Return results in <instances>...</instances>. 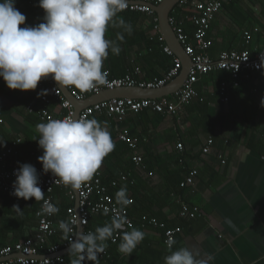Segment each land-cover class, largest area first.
<instances>
[{"label":"crops","instance_id":"0c3cea01","mask_svg":"<svg viewBox=\"0 0 264 264\" xmlns=\"http://www.w3.org/2000/svg\"><path fill=\"white\" fill-rule=\"evenodd\" d=\"M187 12L186 9L184 13ZM118 15L132 25V34L142 36L152 28L149 16L143 15V22L136 24L137 14ZM182 26L193 45L192 24L184 22ZM117 31L120 29L109 26L106 38L114 40ZM245 33L250 36L245 37ZM124 36L125 41L119 43L120 54L109 51L103 70L112 78H122L135 69L140 71L139 81L164 77L172 66L171 58L145 47L130 49L127 41L131 35L124 33ZM207 39L210 42L207 54L212 59L221 52L246 50L254 55L264 50V0L225 2L210 25ZM48 80L59 88L51 77ZM223 84L227 103L221 102ZM195 88L199 97L177 117L129 113L117 122L106 114L93 116L108 129L115 143V149L97 173L104 184L121 175L139 178L150 189L140 199L149 197L155 201L162 207L161 216L170 221L178 220L182 206L199 209L201 217L182 224L173 251L188 245L190 251H199L201 256L211 253L214 259L210 264H264V107L260 106L264 98V73L243 72L234 86L229 74L215 72L201 77ZM60 91L76 111L86 106L76 103L66 89ZM43 93L40 86L29 91L10 90L0 78V154L21 139L17 154L9 156L6 164L42 166L37 158L43 155V150L38 147L39 133L35 127L41 122L28 116L26 107L41 109ZM125 97L141 98L131 94ZM49 102L50 112L62 114L57 102L52 99ZM121 132L137 140L134 149L118 140ZM209 139L213 141L210 152L203 154ZM178 144L183 147L181 151ZM134 155L143 159L146 174L136 170ZM218 155L225 160L224 165ZM192 170L197 171L194 186L181 188ZM52 201L59 208L53 221L52 239L58 241L54 244H62L59 222L67 221L66 211L70 206L75 208L76 198L70 200L65 189L55 188ZM40 203L34 197L24 200L0 193V250L34 239ZM14 205L21 211L17 212ZM158 207L153 211H158ZM144 233V240L130 256L118 252L116 259L122 264H164V257L170 254L165 238L156 231ZM62 255L67 253L63 251ZM112 261L108 259V263Z\"/></svg>","mask_w":264,"mask_h":264},{"label":"clouds","instance_id":"9594fccd","mask_svg":"<svg viewBox=\"0 0 264 264\" xmlns=\"http://www.w3.org/2000/svg\"><path fill=\"white\" fill-rule=\"evenodd\" d=\"M38 6L45 13L43 22L20 27L26 16L16 9L15 0H0V78L6 86L10 90H35L42 79L51 77L59 89L75 88L86 93L106 84L108 73L103 65L109 51L118 56V42L124 41V33L133 32L132 25L118 15L128 7V0H39ZM109 26L120 29L115 40L106 38ZM260 59L264 65V54H260ZM260 106L264 107V98ZM35 127L38 147L43 150L37 158L43 172H51L57 177L55 183L72 191L90 182L115 149L111 133L95 118L49 119ZM14 175L12 195L43 200L37 215L59 212L58 207L45 200L32 164H20ZM115 203L118 207L110 222L94 231H78V219L59 222L64 240L69 241L70 264H98L99 254L118 231L122 232L118 245L121 254L130 256L144 240L145 233L131 227L124 214L132 203L126 186L115 193ZM13 208L21 211L18 205ZM174 244L172 238L166 241L170 254L164 257V264H210L214 259L211 253L201 256L199 251H190L188 245L173 251Z\"/></svg>","mask_w":264,"mask_h":264},{"label":"built area","instance_id":"2783aa9c","mask_svg":"<svg viewBox=\"0 0 264 264\" xmlns=\"http://www.w3.org/2000/svg\"><path fill=\"white\" fill-rule=\"evenodd\" d=\"M163 1L164 0H128V7L123 13H140L149 17L154 16L155 29H158L156 15L149 5L158 6ZM228 1L230 0H211L203 3L198 0H179L171 11L169 23L173 27L178 42L192 61V67L186 80L181 88L172 95L151 100L134 98L105 100L84 107L79 110L77 114L73 104L63 97L60 89L53 85L48 79H42L38 85L41 86L44 91L40 98L43 107L36 112L38 119L41 122L46 123L49 119L73 117L74 119H91L96 114H106L117 122H121L129 113L137 115L142 112H152L154 114L177 117L183 112L185 107L199 97L195 85L201 77L215 72H225L229 74L233 81V85L237 86V80L243 72L264 73V65H262L260 59V54H264V50L256 52L254 55H250L247 51H229L219 53L215 59L208 56L207 50L210 42L207 39V34L210 30V25L220 13L223 4ZM18 5L19 0H15L16 9H18ZM186 9L188 12L184 13ZM184 22L191 23L193 26V45L189 44L188 36L183 29L182 23ZM255 32H257V30H255ZM244 36L249 37L250 35L249 33H245ZM160 40H162V38H160ZM163 52L172 57V66L162 78H155L150 81H139L137 77L140 76V71L135 69L122 78H112L108 73L106 84L98 85L86 93H81L75 88H69L66 90L76 101L81 102L104 91H114L125 88L144 90H157L163 88L179 76L182 68L181 61L172 54L166 45L163 48ZM225 91L226 87L223 84L220 89L222 103L228 102V99L225 96ZM50 99L57 102L62 114L56 115L50 112L48 108L50 105ZM26 111L30 114H35L32 106L26 107ZM1 123L2 121L0 120V124ZM118 140L128 146L129 149H134L137 145V140L130 138L126 132H121L118 135ZM20 143L21 139H17L12 146L0 154V193L11 198H17L12 195V192L14 191L13 182L16 179L14 172L19 167L17 165H8L5 162L9 156L17 154V147ZM212 143V139L207 141L206 146L202 149L203 154H208L210 152V146ZM182 148L181 144L177 145L179 151H181ZM217 157L220 159V163L224 165L225 160L222 159V156L218 155ZM132 161L138 172L146 174V168L141 156L134 155ZM33 166L37 169L39 175L38 186L44 192L45 200H48L54 205L52 201V193L55 188L65 189L70 200H74V198L77 199V207H69L66 214L67 221L72 219L80 220L81 225L77 229L80 232H89L86 230V227L91 216L103 214L111 219L114 210L118 207L109 195L107 186L102 183L99 173H96L90 182L74 193L71 189L55 183L57 177H54L51 172L44 173L42 166ZM196 175V170L190 171L185 181L181 184V187L194 186ZM117 181L130 184L133 183L129 175H121ZM117 181H111L109 183L110 186L115 187ZM43 203L44 201L42 200L36 211L37 227L34 239L1 249L0 264H68L62 253L64 251L68 255L69 241L64 240L62 244H54L51 242V238H53L54 235L53 221L55 214L37 215ZM124 214L127 216L126 210L124 211ZM179 216L188 220H195L201 217V212L197 207L189 208L188 206H182ZM127 219L132 227V221L128 216ZM149 224L153 227L164 229L163 224L154 220H151ZM131 227L126 225L127 229H131ZM179 233V228L165 231V242L169 238L175 239V236ZM108 259L109 256L107 253L103 252L99 254L98 264H108ZM85 264H97V262L86 261Z\"/></svg>","mask_w":264,"mask_h":264},{"label":"trees","instance_id":"16d2710c","mask_svg":"<svg viewBox=\"0 0 264 264\" xmlns=\"http://www.w3.org/2000/svg\"><path fill=\"white\" fill-rule=\"evenodd\" d=\"M38 4H39V0H19V5L17 6L18 7L17 10H19L22 14H24L26 16L25 24L20 25V27L36 26L39 23L43 22V17L45 15V13H44V10L38 6ZM127 14H129L131 16H133L134 14H137V16L135 17V19L137 21V22H135L136 24L143 22L142 16L144 14H140V13H127ZM144 16H147V15H144ZM150 18L152 20V23H151L152 28L147 29L146 33H144L142 36H140L138 34H131V36H129V38H128L127 46H128V48L130 47V49L145 47V48H148L150 50H157L161 54L168 56L167 54H165L163 52V48L165 47V44L162 40H160L161 36L159 35L158 29H155L154 16L150 17ZM27 20H29L30 23L27 24ZM115 39H116V36H115L114 40ZM124 41H125V39H124ZM118 43H120V42H118ZM244 51H246V50H244ZM248 53L250 55H253L252 52H248ZM169 57L172 59L171 56H169ZM1 79H3V78H1ZM33 110H34L35 114H30L27 111H26V114L28 116H33L34 119L41 122L36 115V112L38 110H35V109H33ZM157 115H159V114H157ZM143 163H144V161H143ZM145 168H146V165H145ZM146 171H147V168H146ZM131 179L133 182L132 184L118 182L117 181L118 179H117L116 180L117 185L115 187H111L109 183H107V184H104L103 182L102 183L107 186L108 193L112 197L114 202H115V193L122 186L127 187L128 196L132 200V204L129 205L125 210L127 211V216L132 221V227L140 229L143 232L144 231H156V232H159L163 237H164L165 231H167V230L179 228L181 231L182 224H185L189 220L186 218H180L179 217L177 221L176 220L170 221V220L164 218V216H161L160 210L162 209V207L161 206L158 207L155 204V201H153L152 199H149V197L145 198L144 200L140 199V195H142V193H146V192L148 193L150 189L147 188L146 185L144 184V182H142L139 178L134 179V176H133ZM70 207H73V206H70ZM154 207H156V208L158 207V211H153ZM110 220L111 219L109 217L104 216L103 214L93 215L88 220L86 230L94 231L96 227L104 226L106 223L110 222ZM151 220H154L160 224H163L164 229H159L157 227H153L151 224H149V222ZM126 230L130 231L131 229L126 228ZM121 236H122V232L118 231V232L114 233L113 238L107 242L108 247L105 249L104 252H106L107 255L109 256V260H110V258L113 260L112 263L109 262L108 264H122L121 261L120 260L118 261V259H116V257H115L116 255H118V252H119L118 251V245L120 243ZM54 239L51 238V242L58 243V241H56ZM112 240H114L115 242H112ZM64 258L67 261V263L70 264V260L72 258L69 257L68 255H66Z\"/></svg>","mask_w":264,"mask_h":264},{"label":"water","instance_id":"95a60500","mask_svg":"<svg viewBox=\"0 0 264 264\" xmlns=\"http://www.w3.org/2000/svg\"><path fill=\"white\" fill-rule=\"evenodd\" d=\"M179 0H164L160 5H149V7L154 11L160 36L164 44L170 49L172 54L181 61L182 68L179 73V76L175 78L172 82L167 84L165 87L157 89V90H144V89H118L114 91H104L100 94L89 97L84 101H76L69 92L68 95L76 102L82 103L81 105L91 106L97 102L118 99V98H126L127 95H139L140 99H160L164 97H168L172 95L174 92L179 90L186 80L188 73L192 67V61L185 53L183 47L178 42L175 33L173 31V27L169 23V16L171 11L176 6ZM99 100V101H97ZM97 101V102H94ZM84 108V107H83ZM76 110V109H75ZM79 111H76L78 114ZM75 193V191H73ZM77 199L76 206L77 207Z\"/></svg>","mask_w":264,"mask_h":264}]
</instances>
